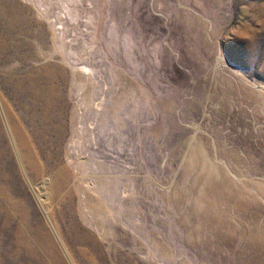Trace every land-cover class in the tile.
Returning <instances> with one entry per match:
<instances>
[{
	"label": "rangeland",
	"instance_id": "1",
	"mask_svg": "<svg viewBox=\"0 0 264 264\" xmlns=\"http://www.w3.org/2000/svg\"><path fill=\"white\" fill-rule=\"evenodd\" d=\"M0 264H264V0H0Z\"/></svg>",
	"mask_w": 264,
	"mask_h": 264
},
{
	"label": "bare ground",
	"instance_id": "2",
	"mask_svg": "<svg viewBox=\"0 0 264 264\" xmlns=\"http://www.w3.org/2000/svg\"><path fill=\"white\" fill-rule=\"evenodd\" d=\"M101 176V175H100ZM64 247V246H63Z\"/></svg>",
	"mask_w": 264,
	"mask_h": 264
}]
</instances>
